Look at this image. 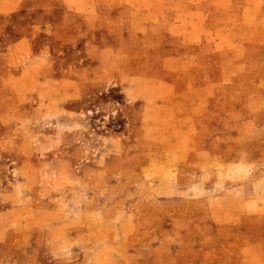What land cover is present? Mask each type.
Returning <instances> with one entry per match:
<instances>
[{"label": "rangeland", "instance_id": "rangeland-1", "mask_svg": "<svg viewBox=\"0 0 264 264\" xmlns=\"http://www.w3.org/2000/svg\"><path fill=\"white\" fill-rule=\"evenodd\" d=\"M0 264H264V0H0Z\"/></svg>", "mask_w": 264, "mask_h": 264}]
</instances>
